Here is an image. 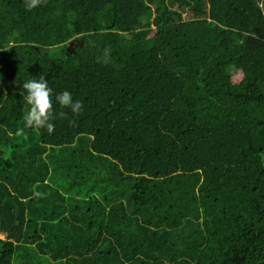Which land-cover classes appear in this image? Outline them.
<instances>
[{
  "label": "trees",
  "instance_id": "1",
  "mask_svg": "<svg viewBox=\"0 0 264 264\" xmlns=\"http://www.w3.org/2000/svg\"><path fill=\"white\" fill-rule=\"evenodd\" d=\"M260 1L0 0V264H264Z\"/></svg>",
  "mask_w": 264,
  "mask_h": 264
},
{
  "label": "clouds",
  "instance_id": "2",
  "mask_svg": "<svg viewBox=\"0 0 264 264\" xmlns=\"http://www.w3.org/2000/svg\"><path fill=\"white\" fill-rule=\"evenodd\" d=\"M22 89L23 99L28 106L27 114L23 117L25 127L51 131L54 127L51 122L54 103L61 109H70L74 115L79 114L82 109L81 102L74 100L71 92L63 91L54 95L44 75L28 78L22 84ZM58 115L64 116L66 113L61 111Z\"/></svg>",
  "mask_w": 264,
  "mask_h": 264
},
{
  "label": "rangeland",
  "instance_id": "3",
  "mask_svg": "<svg viewBox=\"0 0 264 264\" xmlns=\"http://www.w3.org/2000/svg\"><path fill=\"white\" fill-rule=\"evenodd\" d=\"M260 6H261V8L264 11V0H261L260 1ZM183 17H184V15H183ZM8 187L11 190V192H16V191H14L12 189V186H8ZM28 219H29V217H28ZM37 226L38 227L40 226V223L39 222L37 223ZM64 230L66 232H68V229L65 228ZM7 235H8L7 231H5V230L2 231V233H0V240H6L7 239ZM72 235L74 237H76L74 234H72ZM79 242H81V241L79 240ZM27 248L28 247L26 246L25 250L22 249V248H16L15 249V251H14V257L12 258V264H40V263L41 264H46V262L43 261V260H40V263H37L38 262V258L36 257V261H37L36 262L35 259H34L35 258L34 255L32 254V252L28 251ZM27 251H28V253H27ZM29 253L32 254V257L31 258L29 257ZM24 256H26V258H24Z\"/></svg>",
  "mask_w": 264,
  "mask_h": 264
},
{
  "label": "water",
  "instance_id": "4",
  "mask_svg": "<svg viewBox=\"0 0 264 264\" xmlns=\"http://www.w3.org/2000/svg\"><path fill=\"white\" fill-rule=\"evenodd\" d=\"M70 44L72 45L73 43L71 42Z\"/></svg>",
  "mask_w": 264,
  "mask_h": 264
},
{
  "label": "bare ground",
  "instance_id": "5",
  "mask_svg": "<svg viewBox=\"0 0 264 264\" xmlns=\"http://www.w3.org/2000/svg\"><path fill=\"white\" fill-rule=\"evenodd\" d=\"M1 9V8H0ZM84 66V65H83ZM62 70V69H61Z\"/></svg>",
  "mask_w": 264,
  "mask_h": 264
}]
</instances>
